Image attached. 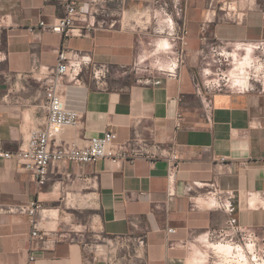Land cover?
<instances>
[{"label": "crops", "instance_id": "0c3cea01", "mask_svg": "<svg viewBox=\"0 0 264 264\" xmlns=\"http://www.w3.org/2000/svg\"><path fill=\"white\" fill-rule=\"evenodd\" d=\"M167 3L164 8L162 0H110L122 4L131 20L150 11L154 19L168 16L163 21L173 19L185 31L179 77L153 74L146 82L140 73L147 65L143 56L147 44H156L148 28L118 25L65 36L40 26L64 14L58 0H0V49L7 55L0 61V146L17 150L32 129L45 126L44 84L39 74L28 73L34 65L54 66L61 48L87 52L111 64L114 73L106 87H99L88 70L81 83L64 82L66 104L82 118L60 138L85 144L111 129L117 143L140 137L159 146L155 162L141 157L54 166L43 186L15 160L0 158V264H194L201 253L198 242L230 218L258 236L264 233V90L219 92L209 103L196 90V56L209 42L264 40V0ZM172 47L174 52L180 46ZM174 151L179 170L170 196L168 158ZM212 183L223 196H234L232 212L206 200ZM33 199L44 205L40 228L48 235L30 262V217L8 208ZM117 236H145L143 256L128 248L113 250L107 242ZM89 242L100 244L104 255L88 250Z\"/></svg>", "mask_w": 264, "mask_h": 264}, {"label": "built area", "instance_id": "2783aa9c", "mask_svg": "<svg viewBox=\"0 0 264 264\" xmlns=\"http://www.w3.org/2000/svg\"><path fill=\"white\" fill-rule=\"evenodd\" d=\"M164 1V8H167V0ZM64 10V14L52 23L40 21V26L46 31L60 33L65 36H88L92 31L101 28H116L119 26H131L125 22V8L122 4L111 5L110 0H58ZM225 5L231 7L229 2ZM144 17V15L142 16ZM169 25L174 24L173 19H166ZM149 23V21H146ZM134 27V25L132 26ZM141 27V26H140ZM148 28V26H145ZM178 29H180L178 27ZM0 28V33H1ZM185 31L181 28L179 32L172 34V43H179L180 47L174 51L177 54L176 61H172L167 68H161L163 73L170 78L179 77L180 64L186 60L184 46ZM166 49H172V43ZM221 44H228L220 40H215ZM246 53L237 60H230L231 54L221 52L223 59L220 60L216 73H213L209 66L202 68L205 77L200 82L196 79L197 94L205 97L208 103L215 94L224 91L247 92L258 88L264 90V82L261 81L259 73L256 71L262 64V59L250 56L255 50L264 48V40L257 42L241 43ZM1 47V36H0ZM204 49L202 50V52ZM7 58L6 53L0 49V61ZM231 66L226 69V66ZM88 70L99 87H106L109 78L114 73V67L106 62H99L87 52L61 48L57 52L56 64L54 66L34 65L28 73L39 74L38 79L44 84L46 94L45 107L48 110V118L45 126L32 129L27 140L17 150H6L0 146V158L15 160L21 168L32 172L39 186L45 185L50 180L51 168H57L67 162L78 164H90L100 159H109L113 163L125 160H135L141 157L150 158L155 162V156L159 149L158 145L150 144L146 140L135 137L123 143H117V133L114 130H106L102 135L92 136L85 144L76 141H64L60 137L66 127H78L82 115L79 111L67 106L64 99L63 84L66 80L81 83L82 73ZM238 74L242 80L237 82L233 73ZM212 74H215L212 76ZM23 76L24 74H17ZM264 77V73H262ZM146 82H151V78H146ZM211 120V117H208ZM184 116L181 112L177 115V125L181 128ZM154 148V149H153ZM179 170V155L172 152L168 158V194H174L175 182ZM87 180V185L91 183ZM208 202L216 201L214 207L232 212L234 209L233 195L223 196L216 183L211 184V190L206 194ZM9 211L26 213L30 217L33 230L30 234V262L35 260L33 250L38 249V242L43 240L48 233L40 228V215L45 211L44 205L38 199L31 200L27 205L10 206ZM175 232L174 228L168 230ZM215 240L217 244L226 243L231 245L233 254L227 255L223 252H215L216 260L213 264H260L258 235L252 230L243 228L235 218H230L220 229L212 230L205 236V241ZM107 244L113 250L128 248L131 253L141 258L145 250L147 241L145 236L130 237L117 236ZM88 250L98 253L97 256L104 255V250L100 244L94 242L87 243ZM249 255V258H248ZM250 259V261H249ZM109 264H116L110 260Z\"/></svg>", "mask_w": 264, "mask_h": 264}, {"label": "rangeland", "instance_id": "374dc122", "mask_svg": "<svg viewBox=\"0 0 264 264\" xmlns=\"http://www.w3.org/2000/svg\"><path fill=\"white\" fill-rule=\"evenodd\" d=\"M144 15V17H142ZM153 13L150 11L141 12L140 14H136L133 17V20L128 18V16L125 15V22L130 24L131 26L134 25V27L139 28H145V26H148V30L152 33L153 38L156 39V44H147V52L144 54V58L147 65L143 67V69L140 71V73L143 75L144 80L149 75H158L163 74L162 68H167L171 65L172 61H176L177 54L174 52H171V49L166 48H159L158 43L162 41L163 39H168L170 42L171 35H176L179 32L178 24L174 23L172 25H169L168 22L166 23L165 20L163 21V18H167L168 16L159 17L161 19H154ZM160 16V15H159ZM146 21H149V23H146ZM141 26V27H140ZM146 30V29H145ZM172 43V42H171ZM180 45V44H179ZM173 50V49H172ZM175 51V50H174ZM221 52H227L228 54H231L230 60L233 61L234 57L239 60L241 56H243L246 53V50L243 48V45L241 43H228V44H221L219 42L211 41L209 42L202 53L196 56V62L199 64V70L197 71L198 79L203 81L206 76L202 73V68L204 66H209L213 73H216L218 71L217 66L221 59H223V56L220 54ZM253 58H261L262 64L259 68H257V72L259 73V77H261V81L264 82V77H262V73H264V48H261L259 50H255L250 54ZM181 66V64H180ZM226 69H230L231 66H226ZM233 78L240 82L242 78L236 74L233 73ZM215 74H212L214 76ZM203 238V239H202ZM201 239V242H198L200 244V248H197V252L200 251L201 253H198L195 257L194 264H213V260H216L215 252H217L216 248L213 244H217V241L215 240H209L205 241V236H203ZM259 242L257 249L259 248V262L260 264H264V233L262 232L261 235L258 236ZM227 255L233 254L234 251H226L223 252ZM249 258V255H248ZM206 260V261H205ZM250 261V259H249ZM220 264H224L220 262ZM247 264H252L251 261Z\"/></svg>", "mask_w": 264, "mask_h": 264}, {"label": "bare ground", "instance_id": "6f19581e", "mask_svg": "<svg viewBox=\"0 0 264 264\" xmlns=\"http://www.w3.org/2000/svg\"><path fill=\"white\" fill-rule=\"evenodd\" d=\"M169 45H170V41L167 38L163 39L160 43H158L159 48H166ZM209 204L214 207L216 205V201L209 202ZM213 245L218 252H226V251L228 252L231 250L230 244L219 243V244H213Z\"/></svg>", "mask_w": 264, "mask_h": 264}]
</instances>
